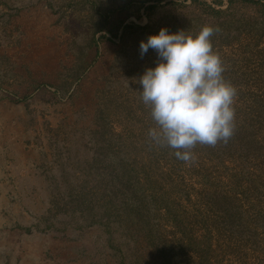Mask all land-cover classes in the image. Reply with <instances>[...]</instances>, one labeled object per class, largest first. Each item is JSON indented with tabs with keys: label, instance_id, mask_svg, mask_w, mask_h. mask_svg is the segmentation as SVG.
Wrapping results in <instances>:
<instances>
[{
	"label": "rangeland",
	"instance_id": "1",
	"mask_svg": "<svg viewBox=\"0 0 264 264\" xmlns=\"http://www.w3.org/2000/svg\"><path fill=\"white\" fill-rule=\"evenodd\" d=\"M90 1L0 0V264H163L135 214L107 225L110 155L156 181L159 243L179 264H203L202 248L213 264H264V0H232L239 27L216 25L236 132L191 166L149 141L137 81L158 59L140 43L192 33L189 13L230 0Z\"/></svg>",
	"mask_w": 264,
	"mask_h": 264
},
{
	"label": "clouds",
	"instance_id": "2",
	"mask_svg": "<svg viewBox=\"0 0 264 264\" xmlns=\"http://www.w3.org/2000/svg\"><path fill=\"white\" fill-rule=\"evenodd\" d=\"M218 32L208 25L196 35L162 28L140 43L141 57L151 48L158 59L137 81L153 121L149 141L172 150L188 166L195 163L197 146L227 144L236 129L238 90L225 78L222 57L214 50Z\"/></svg>",
	"mask_w": 264,
	"mask_h": 264
},
{
	"label": "trees",
	"instance_id": "3",
	"mask_svg": "<svg viewBox=\"0 0 264 264\" xmlns=\"http://www.w3.org/2000/svg\"><path fill=\"white\" fill-rule=\"evenodd\" d=\"M90 1V0H88ZM139 1L141 4H144L148 0H136ZM198 0H193V5H196ZM247 1V0H244ZM261 0H258V2ZM91 2V1H90ZM95 2V1H94ZM251 3H255L256 1H251ZM95 7L96 4L91 2ZM155 5H151L150 8H154ZM203 10H200L199 12H192L189 13L190 18L188 21H193L196 20L200 23H202L200 29L205 26H212L216 28L218 24H227L229 26H234L236 29L239 27L240 24H236L233 22V11H232V0H230V4L227 9H217L215 7H212L211 5H208L206 7H203ZM204 16V17H202ZM224 16V18H223ZM259 19V17H250L247 25L250 30H252L256 24V21ZM208 22V23H207ZM251 22V23H250ZM103 23V22H101ZM126 29H130V26H125ZM151 25H145L143 27L138 26L137 28L140 29H148L151 28ZM256 27V26H255ZM100 30H105V26L103 25L102 27L99 28ZM200 29L195 30L192 33L187 34H192L196 35L200 31ZM124 34V33H123ZM215 36V35H214ZM212 38V41H214V37ZM236 132V129H235ZM252 132L251 130L248 131V135H245V143L247 142V145H253V138L250 133ZM253 134V133H252ZM252 138V139H251ZM232 139V138H231ZM231 139L227 143L229 145ZM223 143V142H222ZM199 147V146H197ZM219 148V144L215 147H208L206 146V152L207 153H215V148ZM216 148V149H217ZM248 148V147H247ZM246 148V149H247ZM109 150H112V146L109 147ZM171 152L173 154V151L170 149L166 148V152ZM174 156V154H173ZM176 159V157H172ZM127 158L122 157V160L113 157L110 155L108 157L109 161V170L111 171V178L112 180L109 181V186L106 188L107 190V196L105 197V201L103 204L104 210L106 211L107 214V225L109 227L110 225V217H112L113 213H116V215H122L123 213L130 215L131 213L135 214L133 219L140 224H143L144 226L147 225L149 228L148 233L149 237L147 234L145 236L148 238V241H151L155 243L154 241H160L162 242L161 239V229L155 225V216L159 215L157 213L159 207H158V188L156 186V181H153L152 177L150 174L147 173V171H143V180H141L138 171L134 167L127 166ZM143 167H139L140 170ZM147 190L149 193H147ZM163 205H161L160 209L166 208L167 213L171 212L170 206L166 203L165 200H161ZM154 218V221L152 222ZM146 223V224H145ZM149 225V226H148ZM155 225V226H154ZM154 226V227H153ZM154 240V241H153ZM157 243L156 251L160 252V259L163 261V264H179L177 251L176 249H169L168 245H163L160 246V243ZM193 241V240H192ZM194 242V241H193ZM166 244V243H164ZM205 249H200L199 253H201L202 258H203V264H213L208 261V259L205 256Z\"/></svg>",
	"mask_w": 264,
	"mask_h": 264
}]
</instances>
